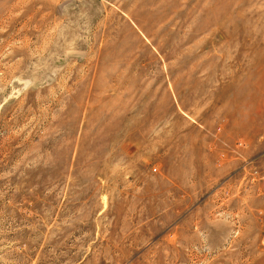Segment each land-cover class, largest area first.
<instances>
[{"label": "rangeland", "instance_id": "374dc122", "mask_svg": "<svg viewBox=\"0 0 264 264\" xmlns=\"http://www.w3.org/2000/svg\"><path fill=\"white\" fill-rule=\"evenodd\" d=\"M0 264H264V0H0Z\"/></svg>", "mask_w": 264, "mask_h": 264}]
</instances>
